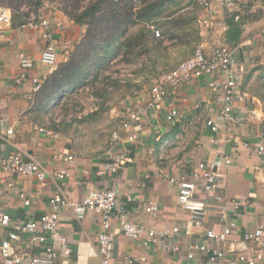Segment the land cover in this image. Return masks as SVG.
<instances>
[{"label":"crops","instance_id":"0c3cea01","mask_svg":"<svg viewBox=\"0 0 264 264\" xmlns=\"http://www.w3.org/2000/svg\"><path fill=\"white\" fill-rule=\"evenodd\" d=\"M179 2L189 6L199 21L207 14L193 0ZM6 3L0 0V5L9 8ZM42 3L34 17L49 21L59 64L67 61L87 27L77 24L54 1L42 0ZM210 13L216 23L215 30L200 31L197 21L199 45L207 51L218 43L232 49L233 70L238 77L233 110L241 125H229L221 118L224 92L216 93L209 86L211 81L225 80L223 74H218L186 82L175 94L168 87L166 100L135 127L121 130L122 139L116 143L112 142V135L127 119L126 110L133 106L138 93L147 95L152 86L139 85L146 91L134 96L126 86H103L106 97L97 95L100 102L91 97L89 102L95 109L81 113V122L69 124L63 130L49 128L37 118L41 110L35 104L45 80L55 70L40 62L46 45L44 29L0 24V160L11 152H19L26 159L39 162L53 176L61 170L68 173L64 182L51 178L42 183L33 175L10 174L0 169V210L12 218L10 226L0 228V242L16 223L37 220L50 213V199L59 188L70 203L81 202L92 191L116 188L118 201L125 204L131 221L155 230L157 242L145 246L128 238L120 233L115 219L113 229L117 239L112 264H128L126 257L145 259L135 264H188L187 252L195 244L219 249L224 256L211 262L207 253L196 251L193 264H248L239 260L241 256L255 264H264V236L245 240L247 233L260 228L264 231V156L258 150L264 138V91L255 86L257 82L263 84L259 72L264 69V0H235L231 8L214 0ZM232 15L242 29L239 41L233 44L227 41V20ZM21 53L34 60V67L29 71L28 81L17 83ZM188 56L184 59L193 55ZM32 78L42 83L37 91ZM173 110L178 111V116L170 119ZM209 120L219 127L217 133L208 126ZM9 131L13 133L8 134ZM130 135L136 139L129 140ZM119 153L128 155L132 162L117 173L103 175L101 169ZM69 156L73 158L68 160ZM226 158L231 162L227 163ZM200 163L213 165L218 172V188L214 192L204 191ZM183 180L194 182L198 197L212 201L214 207L198 226L178 205L179 184ZM20 192L27 194L30 206L21 202ZM217 196L223 201H213ZM151 203L159 206L157 214L146 212V205ZM117 214L115 211L114 215ZM229 223H235L236 227L226 242L206 237L208 230L220 232ZM60 227L72 253L69 257H59L57 264H102L97 243L101 231L99 215L88 213L79 220L68 204L61 207ZM174 227H180V233L163 236ZM30 238L29 233L22 234L14 242L16 253L22 257L21 264H30L29 256L39 250ZM46 243L53 242L47 238ZM57 250L62 251L58 245ZM0 264H3L1 257Z\"/></svg>","mask_w":264,"mask_h":264},{"label":"built area","instance_id":"2783aa9c","mask_svg":"<svg viewBox=\"0 0 264 264\" xmlns=\"http://www.w3.org/2000/svg\"><path fill=\"white\" fill-rule=\"evenodd\" d=\"M198 7L207 13L200 19V27L203 32L211 33L215 30V20L212 19L210 11H212L214 0H193ZM228 7H233L235 0H220ZM210 14H209V13ZM12 11L3 5H0V24H12ZM34 14H30L28 22L21 26V28L30 27L32 29L43 28V38L46 40V45L42 51L40 62L41 65L48 69H56L59 61V54L57 45L55 43L54 32L50 29L48 20L39 21ZM157 37L161 34L157 30L155 32ZM233 51L230 47L218 43L207 51L203 45H199L192 57L182 61L176 68L164 73L154 82L147 95L138 93L133 101V106L127 109V119L122 122L121 129L115 131L112 135V142L116 143L122 139L121 130H129L140 123L150 112L162 104L169 92L167 88L173 90V94L177 93L180 86L193 79H199L205 76L214 77L218 74H223L224 81L214 80L209 83L210 88L219 93L224 92L225 105L223 107L221 118L229 125H241V121L234 114V102L237 97V82L238 77L233 70ZM21 66V74L16 80L17 83L28 81L29 71L34 67V60L21 53L19 55ZM34 90L41 88V81L32 78ZM178 116V111L173 110L170 114V119ZM208 126L214 133L219 131V127L214 121L209 120ZM46 132L45 129H40ZM9 131L8 134H12ZM48 134L50 132L47 131ZM129 140L134 141L135 135H130ZM260 155L264 156V138L261 145L258 147ZM73 157H67L71 160ZM132 162V158L124 153L117 154L113 161L107 164L101 173L114 174L123 169L127 164ZM226 162L231 160L226 158ZM0 169L3 172L10 174L33 175L39 182L45 183L49 179L64 182L68 176L67 170H61L56 175H52L46 167L33 159H26L22 153L11 152L6 157L0 160ZM201 177L204 181V191L206 193L214 192L218 188V172L213 165L207 166L204 163L199 164ZM171 182L175 180L166 176ZM197 185L194 182L183 180L179 184L178 205L190 214L191 221L198 226L204 222L207 213L214 209L211 205L212 201L208 199H201L198 197ZM19 199L25 206H30L31 201L24 192L19 193ZM119 191L116 188H104L97 191H92L84 200L77 203H70L68 197L59 188L57 192L50 199L51 212L42 215L37 220L28 222H18L14 225L13 231L0 242V257L3 264H21L22 257L16 253L14 242L21 239L22 234L29 233L31 235L30 242L39 247V250L30 255V264H57L59 257H69L72 253L68 245L67 237L62 233L60 227L61 207L68 204L72 208L79 220L84 219L88 213H94L101 217V231L97 237L99 255H101L102 264H112L114 258V246L117 239V232L113 229L115 219L118 222L119 231L128 238L140 242L145 246L157 242V232L150 228L139 226L131 221L130 214L124 203H120ZM213 201L222 202L223 198L217 196ZM159 206L156 204L146 205V212L157 214ZM118 212L115 216L114 213ZM12 218L7 212L0 210V228L10 226ZM235 223H229L222 231L208 230L206 237L215 242H226L233 233ZM180 227H174L172 230H167L163 236H175L180 233ZM264 236L262 228L247 233L245 235L246 241L259 240ZM47 238H51L52 244H47ZM57 245L61 247V252L57 250ZM196 251L207 253L210 256L211 262H217L222 259L224 253L215 248H210L206 244H195L187 252L188 264H193ZM128 264H135L137 262L145 261L144 258H125ZM240 261L248 262V264H255L253 260H248L241 256Z\"/></svg>","mask_w":264,"mask_h":264},{"label":"trees","instance_id":"16d2710c","mask_svg":"<svg viewBox=\"0 0 264 264\" xmlns=\"http://www.w3.org/2000/svg\"><path fill=\"white\" fill-rule=\"evenodd\" d=\"M12 11V25L21 27L28 22L30 13L23 6H33L35 12L41 8L42 0H6ZM70 10L63 11L87 31L75 45L67 61L45 80L36 98V108L45 111L49 103L57 102L67 91L79 87L91 73L97 72L107 62L123 52V59L132 62L149 53V49L161 48L164 41L183 42L185 29L191 18L179 0H91L81 6V0H68ZM195 4V3H194ZM82 9L81 12H79ZM227 41L238 42L242 33L235 15L227 20ZM162 29L165 38L155 36Z\"/></svg>","mask_w":264,"mask_h":264},{"label":"rangeland","instance_id":"374dc122","mask_svg":"<svg viewBox=\"0 0 264 264\" xmlns=\"http://www.w3.org/2000/svg\"><path fill=\"white\" fill-rule=\"evenodd\" d=\"M50 1H54L61 9L67 7V9L70 10V3L68 0H49V2ZM90 1L91 0H81V6H86ZM23 8L30 14L36 13L33 6L24 5ZM79 10V12L82 11V9ZM187 14L188 17L191 18V21L190 25L183 32L184 38L181 44H178L177 41L172 42L167 39L162 29L152 27L155 32L158 30L161 34L160 37L155 35L157 38L167 39L164 41L161 48L153 50L151 47L149 53L144 54L142 57L132 62L124 61L123 52H120L118 56L110 60V62H107L105 66H102L99 73H91L79 87L69 90L70 92L66 93L57 103H49L46 109H43L45 111L38 112L37 118L40 123L46 124L49 128L52 127L63 130V128L68 127L69 124L81 122L82 119H79L83 115L81 113L90 112V110L92 111L95 109L94 107L91 108L92 103L89 102V99L92 97L98 100L99 98L97 95H99V97L103 96V98L106 97L104 93L105 88L103 86L111 85L116 88L126 86L127 91L133 92L131 96H134L138 92L146 91L141 87L146 86L150 88L160 76L177 66L182 59L185 60V56H192L199 46L200 36L197 28V21L199 27L200 22L190 9H188ZM263 70L259 72L261 76H263V84L260 86L257 82L255 85L259 86L257 88L262 89V91H264ZM139 80L141 81L140 83H138ZM135 85L136 87H134ZM139 85L141 87H138Z\"/></svg>","mask_w":264,"mask_h":264}]
</instances>
